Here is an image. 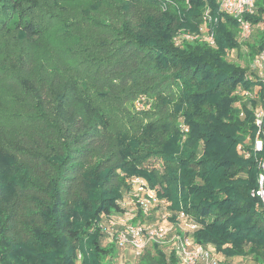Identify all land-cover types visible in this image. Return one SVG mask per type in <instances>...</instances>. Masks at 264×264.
I'll return each mask as SVG.
<instances>
[{
  "label": "trees",
  "instance_id": "16d2710c",
  "mask_svg": "<svg viewBox=\"0 0 264 264\" xmlns=\"http://www.w3.org/2000/svg\"><path fill=\"white\" fill-rule=\"evenodd\" d=\"M219 1L0 0V264H117L128 225L172 228L136 264H264V0L248 37Z\"/></svg>",
  "mask_w": 264,
  "mask_h": 264
},
{
  "label": "built area",
  "instance_id": "2783aa9c",
  "mask_svg": "<svg viewBox=\"0 0 264 264\" xmlns=\"http://www.w3.org/2000/svg\"><path fill=\"white\" fill-rule=\"evenodd\" d=\"M257 1L258 0H220V11L237 19L241 24L244 36L248 37L251 34L252 21L246 19L245 16H254L256 14ZM210 21L211 16L207 14L206 23ZM206 39L209 43H214L211 35H207ZM257 64L261 69L260 76L264 85V50L260 54ZM255 124L258 129V138L254 142V152L258 155L264 151V104L256 115ZM259 164L261 171L259 176V188L256 194L260 197L264 206V159L259 160ZM133 183L134 186H136L135 197L138 199L136 203L145 206L150 203V201H156L154 191H145L142 187V180L135 179ZM141 191L147 192L152 200L149 198H139ZM144 212L148 214L147 208H145ZM165 217L166 216H163V218ZM178 218L181 221V226L184 228L188 230L195 229L196 226L193 222L188 220L185 214L181 213ZM171 230L172 228L170 227L153 229V227H145L144 225H128L120 233L118 244L121 247L133 249L135 255H139L145 246L146 240L147 242L166 243V239ZM172 240L177 243V250L182 264H217L212 258L211 253L204 246L194 243L191 237H183L176 234Z\"/></svg>",
  "mask_w": 264,
  "mask_h": 264
},
{
  "label": "rangeland",
  "instance_id": "374dc122",
  "mask_svg": "<svg viewBox=\"0 0 264 264\" xmlns=\"http://www.w3.org/2000/svg\"><path fill=\"white\" fill-rule=\"evenodd\" d=\"M5 49H6V52H15L16 51V49H17V44H15V45H7V46H5ZM0 59H2V56H1V58ZM4 87H7V86H3L2 88H1V90H2V92H1V94L3 95V96H5L6 94H8L7 93V90H6V88H4ZM8 96H9V94H8ZM137 107V108H142V107H144L145 105H144V103L143 102H135V104H134V107ZM7 107V106H6ZM12 108V106L10 105V107L8 108V109H6L5 111L6 112H9L10 111V109ZM148 108V107H147ZM130 200H131V197L129 198V197H127L126 198V201L127 202H125V206H127L129 209H130V205H132L131 204V202H130ZM136 199H135V202L134 203H136ZM128 202H130V203H128ZM160 210V211H159ZM159 210L157 211V215H159V216H161L162 217V214L164 213V214H166V215H168L169 213H171V211L168 209V208H166V206L165 205H163L162 207H159ZM156 221H160V219L159 218H157V220ZM137 263V258H136V255H135V253H134V250L133 249H127V251H125L124 252V254L121 256V258L118 260V262H117V264H136ZM232 264H248L246 261H243V260H239L238 259V261H236V262H234V263H232Z\"/></svg>",
  "mask_w": 264,
  "mask_h": 264
}]
</instances>
